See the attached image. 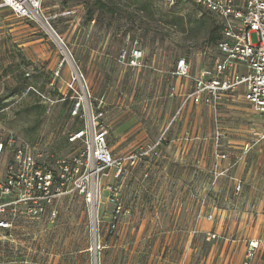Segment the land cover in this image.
Here are the masks:
<instances>
[{
	"label": "rangeland",
	"instance_id": "obj_1",
	"mask_svg": "<svg viewBox=\"0 0 264 264\" xmlns=\"http://www.w3.org/2000/svg\"><path fill=\"white\" fill-rule=\"evenodd\" d=\"M39 9L81 70L91 101H102L101 124L113 153H141L136 164L126 160L121 174L106 169L101 177L99 264H242L252 240L258 247L250 264H264V142L241 156L259 117L238 97L215 115L189 101L178 112L182 98L169 95L177 59L184 56L193 75L213 62L214 15L196 4L162 0H42ZM250 39L256 43L257 35ZM134 47L141 57L133 58ZM68 64L33 15L22 19L0 10V134L10 130L26 139L53 168L59 157L86 149L87 137L71 139L84 121L70 117L68 94L59 91L70 76ZM142 126L159 129L138 132ZM214 147L229 159L218 176L212 174ZM235 178L244 182L239 191ZM55 208L51 222L23 223L0 253L1 264H94L91 202L71 184ZM207 231L217 239L207 241Z\"/></svg>",
	"mask_w": 264,
	"mask_h": 264
},
{
	"label": "built area",
	"instance_id": "obj_2",
	"mask_svg": "<svg viewBox=\"0 0 264 264\" xmlns=\"http://www.w3.org/2000/svg\"><path fill=\"white\" fill-rule=\"evenodd\" d=\"M162 1L168 5L196 4L218 20L222 35L214 45L216 54L210 67H202L193 75L186 58L182 56L177 59L171 75L179 80V84L175 82L171 85L169 95L182 98L178 112L187 101L205 104L215 115H218L219 106H225L237 97L245 102L259 117V128L253 132L251 141L241 146V156L245 155L253 145L264 142V0ZM41 2L0 0V10H10L15 17L22 19L34 16V13L41 17ZM49 30L62 42L52 27ZM252 33L257 35L256 43L250 39ZM131 53L133 58L142 56L141 50L136 47ZM127 54V50L122 48L121 57L125 58ZM63 63L64 59L56 66L50 85L60 75ZM70 70L69 78L62 85L64 90L59 87V91L62 97L68 94L70 117L84 121V129L75 131L71 139L87 137L86 149L71 159L59 157L55 162L56 168H53L39 159L42 154L36 153L26 139L10 130L0 134V159L6 157L0 162V253L9 243L15 242V235L23 228V223L45 219L53 221L58 214L55 201L68 192L71 184L78 193L86 195L88 202L93 181L100 190L101 177L106 169H115L116 175H119L128 168L126 160L133 165L140 159L141 153L138 151L127 156L114 155L107 141V128L101 124L102 101H91V95L83 84L81 70L75 65ZM188 83L191 85L185 91ZM37 93L41 98L45 97L44 92ZM211 157L215 160L212 174H225L227 167L222 163L229 160L225 150L214 147ZM234 180V189L241 190L243 180ZM117 199L112 195L110 201L115 203ZM113 217L115 219L116 215ZM212 217L210 214L207 219L211 220ZM114 219L110 232L116 228ZM97 222L96 217L95 225ZM217 235L214 231H207L205 237L207 241H214ZM93 240L92 249L100 250L103 246L98 228ZM257 247V240L248 243L242 264H250ZM1 263L4 261L0 259Z\"/></svg>",
	"mask_w": 264,
	"mask_h": 264
},
{
	"label": "bare ground",
	"instance_id": "obj_3",
	"mask_svg": "<svg viewBox=\"0 0 264 264\" xmlns=\"http://www.w3.org/2000/svg\"><path fill=\"white\" fill-rule=\"evenodd\" d=\"M34 18L38 22H40L45 27V29L51 34V36L54 38V40H56L58 42L61 50L63 51L64 55L66 56V59H67L68 63L70 64V67L72 68L74 64L71 61L70 56L67 55L65 49L63 48L64 46H63L62 42L59 39H57L56 36H54L52 34V32L49 30V27L47 26V24L44 23V21L42 20V18L40 16H38L36 13H34ZM91 189H92V192H91L90 198L88 199V202H91V209H92V211H91V220H92V223L94 224L95 218L97 216L96 214L98 212L97 208H98V201H99L98 185H97V183H95V181H93ZM89 205H90V203H89ZM93 227H94V225H93ZM94 238L95 237L93 235V239Z\"/></svg>",
	"mask_w": 264,
	"mask_h": 264
},
{
	"label": "trees",
	"instance_id": "obj_4",
	"mask_svg": "<svg viewBox=\"0 0 264 264\" xmlns=\"http://www.w3.org/2000/svg\"><path fill=\"white\" fill-rule=\"evenodd\" d=\"M212 19L215 21L216 34H211V37L209 39H210V41L214 47L215 43L221 38L222 34H221L220 24H219L218 20H215L213 17H212Z\"/></svg>",
	"mask_w": 264,
	"mask_h": 264
},
{
	"label": "crops",
	"instance_id": "obj_5",
	"mask_svg": "<svg viewBox=\"0 0 264 264\" xmlns=\"http://www.w3.org/2000/svg\"><path fill=\"white\" fill-rule=\"evenodd\" d=\"M174 78V77H173ZM174 82H176L177 84H179V80H176L175 78H174ZM185 86V85H184ZM187 87V86H186ZM158 127H155V126H153V128L151 127H146V126H142V127H138L136 130H138V132H145V131H147V129L148 130H151V129H157ZM159 129V128H158ZM130 131H128V132H126V134H128V133H130L131 131L133 132V130L132 129H129ZM131 132V133H132ZM111 147H112V149H114V145H111V144H109ZM115 155V154H114Z\"/></svg>",
	"mask_w": 264,
	"mask_h": 264
},
{
	"label": "water",
	"instance_id": "obj_6",
	"mask_svg": "<svg viewBox=\"0 0 264 264\" xmlns=\"http://www.w3.org/2000/svg\"><path fill=\"white\" fill-rule=\"evenodd\" d=\"M93 225H94V227H93V233L94 234L93 235H94V237H96V234H97V225H95V223ZM93 256H94V264H99V256H97V251L95 249L93 250Z\"/></svg>",
	"mask_w": 264,
	"mask_h": 264
}]
</instances>
